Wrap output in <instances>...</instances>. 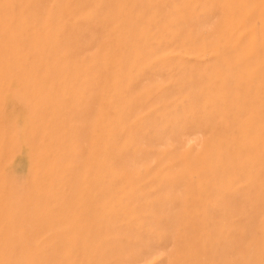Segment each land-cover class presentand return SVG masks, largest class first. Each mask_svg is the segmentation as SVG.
Segmentation results:
<instances>
[{
  "label": "rangeland",
  "instance_id": "obj_1",
  "mask_svg": "<svg viewBox=\"0 0 264 264\" xmlns=\"http://www.w3.org/2000/svg\"><path fill=\"white\" fill-rule=\"evenodd\" d=\"M0 264H264V0H0Z\"/></svg>",
  "mask_w": 264,
  "mask_h": 264
}]
</instances>
